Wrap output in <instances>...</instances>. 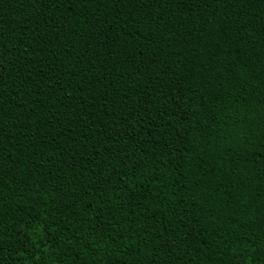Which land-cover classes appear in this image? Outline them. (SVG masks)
<instances>
[{"label":"trees","instance_id":"trees-1","mask_svg":"<svg viewBox=\"0 0 264 264\" xmlns=\"http://www.w3.org/2000/svg\"><path fill=\"white\" fill-rule=\"evenodd\" d=\"M0 264H264V0H0Z\"/></svg>","mask_w":264,"mask_h":264}]
</instances>
